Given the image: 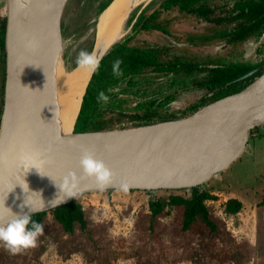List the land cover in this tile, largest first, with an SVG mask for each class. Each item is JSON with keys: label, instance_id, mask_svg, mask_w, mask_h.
I'll return each instance as SVG.
<instances>
[{"label": "rangeland", "instance_id": "obj_1", "mask_svg": "<svg viewBox=\"0 0 264 264\" xmlns=\"http://www.w3.org/2000/svg\"><path fill=\"white\" fill-rule=\"evenodd\" d=\"M106 1H67L60 36L67 68L74 70L81 49L91 51L96 39V19ZM152 1L156 0H142L133 7L128 17L132 21H127L126 32L121 37L131 33L133 22ZM6 13L7 0H0V18L6 19ZM179 13L174 9L168 14L173 35L157 30L141 31L136 33L135 41L169 44L188 59H194L197 54L231 62L258 63L264 58V34L236 45L190 43L188 32L204 31L207 23ZM4 66L6 69V57ZM1 75L0 72V78ZM142 76L134 88L136 94L144 89L156 94L159 90L176 93L165 108L168 113L174 112V117L194 111L191 105L207 92L198 87L184 89L189 81L178 82L172 88L166 74L147 72ZM136 94L127 93L129 106L145 97ZM123 124L132 126L131 122ZM200 188L217 195L216 199L206 201L214 229L200 217L183 229L184 205L180 204L152 216L151 199L165 198L170 193L189 195V189L88 192L76 197L88 221L85 230L75 224L73 231H66L49 211L43 218L44 235L39 238L38 246L23 254L10 255L0 245V264H264V123L251 130L240 156L200 184ZM234 198L243 206L237 213H228L225 203Z\"/></svg>", "mask_w": 264, "mask_h": 264}, {"label": "water", "instance_id": "obj_2", "mask_svg": "<svg viewBox=\"0 0 264 264\" xmlns=\"http://www.w3.org/2000/svg\"><path fill=\"white\" fill-rule=\"evenodd\" d=\"M40 1L44 2L45 11L39 16L38 26L45 41L33 50L16 39L20 0H7L6 79L2 113V122L5 116V139L0 150V223L6 224L12 218L9 209L12 213L23 214L32 208L34 214L70 202L73 198L65 197L61 204H51L52 201L63 199V193L55 181L59 183L69 171L82 175L79 160L83 150L92 152L113 171L114 185L107 189H120L121 182H126L129 189L190 188L204 183L238 158L246 147L251 130L264 123L263 72L238 90L188 114L145 124L76 132L75 123L91 74L73 125V135L77 136V140L71 144L47 146L43 128L44 73L53 62L57 31L62 37L61 18L68 0ZM113 2L111 0L96 19V39L90 52L97 54L105 49L100 58L121 38L117 36L110 41L116 26L112 30L105 28L103 33H99L101 16ZM21 58L27 63L23 64ZM74 67L77 68V65ZM262 68L264 64L257 65L233 81L247 78ZM6 105L9 106L7 115ZM233 122L238 124L239 132L230 154L211 166L203 177L179 183L178 180L191 178L186 177L187 174L173 177L176 170L212 144L223 126ZM26 150L41 153L42 164L38 170L34 167L28 170L21 165L20 154ZM99 191L103 190L98 189L93 180L84 178L74 198L83 193Z\"/></svg>", "mask_w": 264, "mask_h": 264}, {"label": "trees", "instance_id": "obj_3", "mask_svg": "<svg viewBox=\"0 0 264 264\" xmlns=\"http://www.w3.org/2000/svg\"><path fill=\"white\" fill-rule=\"evenodd\" d=\"M110 2L111 0H107L102 4L100 12ZM174 9L180 12L178 15H193L207 23L204 31L188 32V41L194 45L220 42L236 45L264 34V0H156L155 3L153 1L148 3L133 22L131 33L114 42L101 58L100 70L92 75L86 88L75 123L76 132L111 129L127 122H131V125L145 124L174 117L175 113H168L165 108L176 97V93H164L159 90V94H156L155 91L148 92L144 89L136 94L137 91L134 88L141 81L139 78H144L142 75L147 72L168 75L172 88L178 82L186 84L187 81H189L188 85L184 89L205 88L207 92L198 103L191 105L190 109H197L232 93L264 72L262 68L247 78L233 81L249 69L264 64V58L258 63L231 62L213 55L199 56L197 54L194 55V59H188L176 52L175 48H171L169 44L135 41L136 33L141 31L157 30L166 35H173L170 28L171 18L168 14ZM128 20L131 22L132 18ZM5 30L6 19L0 18V68L4 66L6 57ZM116 59L123 61L121 65L123 76L119 79L112 74V62ZM68 69L73 70L70 67ZM0 72L2 74L0 78L1 126L5 95V66ZM109 88H119V92L112 93L110 103L101 107L97 103V94ZM130 92L136 95L143 94L145 97L133 106H129L127 93ZM181 189H189L190 194L170 193L165 198L151 199L149 209L152 216H156L166 207L180 204L184 205L183 229H188L197 217L214 229L216 226L209 216L206 201L216 199L217 195L201 189L200 185ZM111 190L113 189L106 191ZM242 206L243 203L239 199H228L225 210L228 213H237ZM49 211L66 231H73L75 224H78L82 230L87 228L85 211L77 198L54 209L34 213L32 219L43 224V218Z\"/></svg>", "mask_w": 264, "mask_h": 264}, {"label": "bare ground", "instance_id": "obj_4", "mask_svg": "<svg viewBox=\"0 0 264 264\" xmlns=\"http://www.w3.org/2000/svg\"><path fill=\"white\" fill-rule=\"evenodd\" d=\"M114 0V2L103 12L99 33L104 29L114 28L110 41L117 36L121 37L126 32V23L134 6L142 0ZM134 5H133V4ZM45 11L44 2L40 0H25L23 6L19 2V13L17 20L16 39L35 50L45 41V37L40 32L38 22L41 14ZM108 30V29H107ZM56 47L51 67L44 73V103H43V128L45 144L54 146L55 144L73 143L77 136L73 135V125L76 114L84 93L87 81L91 73L86 70L76 68L68 70L63 60V48L60 42V34H56ZM105 49L97 53L100 57ZM23 64L26 60L20 59ZM52 98V102H51ZM6 105V115L8 112ZM239 126L236 122L223 126L216 140L203 148L187 164L182 165L173 174L178 178L187 174L191 179L178 180L179 183H188L206 175L208 169L223 161V158L230 154L236 142ZM5 139V116L0 126V150ZM172 177V175H171Z\"/></svg>", "mask_w": 264, "mask_h": 264}, {"label": "clouds", "instance_id": "obj_5", "mask_svg": "<svg viewBox=\"0 0 264 264\" xmlns=\"http://www.w3.org/2000/svg\"><path fill=\"white\" fill-rule=\"evenodd\" d=\"M24 2L25 0H21L22 6ZM122 63L123 61L120 59L112 62V74L117 79L123 76ZM76 65L81 70L95 74L100 70L101 58L95 52L81 49L76 58ZM117 92H119V88H109L107 91L101 90L97 94V103L101 107L107 106L111 101V94ZM40 157L41 153L38 151H22L20 154L21 165L28 170L33 167L38 170L42 164ZM79 167L82 170V175L69 171L60 179L59 183L52 178L60 192L63 193V199L52 201L51 204H61L65 197L74 198L80 191L81 180L84 178L93 180L95 186L100 190L113 187V171L102 160L97 159L92 152L82 151ZM129 187L126 182H121L119 185L120 190L124 192H127ZM9 211L12 218L6 224L0 223V245L10 255L23 254L29 249H35L38 246L39 238L44 235V226L32 219L34 210L30 208L28 213L23 214L12 213L10 209Z\"/></svg>", "mask_w": 264, "mask_h": 264}]
</instances>
